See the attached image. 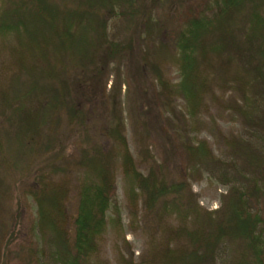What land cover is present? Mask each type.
<instances>
[{
	"label": "trees",
	"instance_id": "obj_1",
	"mask_svg": "<svg viewBox=\"0 0 264 264\" xmlns=\"http://www.w3.org/2000/svg\"><path fill=\"white\" fill-rule=\"evenodd\" d=\"M189 1L0 0V38L18 43L11 48L12 78L0 81V157L13 159L22 182L32 179L39 264H109L100 255L118 162L132 201L141 197L159 232L140 254L141 264H264V0ZM121 29L129 35L121 37ZM157 50L170 52L177 83L155 60ZM123 84L143 89L145 115L169 129L175 155L189 161L176 166V181L164 180L168 170L161 164L147 175L138 170L118 105L107 131L91 135L87 103H112ZM214 108L241 125L227 134L211 121L225 159L195 136ZM75 131L87 170L69 213V190L56 176ZM198 167L230 180L214 211L202 209L191 190Z\"/></svg>",
	"mask_w": 264,
	"mask_h": 264
},
{
	"label": "rangeland",
	"instance_id": "obj_2",
	"mask_svg": "<svg viewBox=\"0 0 264 264\" xmlns=\"http://www.w3.org/2000/svg\"><path fill=\"white\" fill-rule=\"evenodd\" d=\"M191 1L192 3L194 2V0ZM187 3L184 4V8H187ZM174 10L175 8L172 9V12ZM119 31L121 37L129 35L127 30L121 29ZM12 37L0 38V81L1 78L6 76V79L3 80L12 78V71L15 68L14 60L16 54L13 53L11 48H17L18 43ZM154 54L156 61L163 62V69L166 75L168 74V77L174 83H177L179 73L176 70V66L168 59L170 52L157 50ZM123 76H127V78L132 77L131 75ZM114 78L116 77L112 75L111 81ZM111 81L108 85L107 94L111 90ZM4 86L5 89L10 88L8 83H4ZM144 95L143 89H134L131 86V89L128 90L127 86L123 84L122 92L118 93V96L115 100H112V103H103L100 99L94 105L87 103L86 107L95 124L91 135L93 136V134L106 129V126L109 127V125L113 124L112 121L115 118L113 109L118 105V109L122 111L123 115L124 134L135 159L136 167L144 175H147L152 167L156 169L160 164L164 165L168 170L164 180L170 183L176 181V172L178 171L176 166L180 162L185 166L189 161L180 160L175 155V149L179 150L174 143L176 139H173V141L170 139L168 143L169 139L165 137L166 134H169V129H166V131L162 130L163 127H159L158 120L153 118L154 120L150 121L149 115H145L144 112L147 104ZM75 98L73 96V99ZM81 100L82 98L79 102ZM176 101V104L185 111L184 102L180 99ZM4 117L3 113L0 114V121ZM152 117H156L155 112H153ZM211 121H217L219 123L218 127H221L223 132L227 134L240 132L241 125L230 114L223 115L216 108L210 113L204 114V123L198 129L200 132L195 136L200 139H208L216 156L225 159L227 156L226 150L216 137L213 136ZM11 129L13 131V128ZM195 131L197 132V130ZM78 134L75 131L70 141L67 142L68 148L64 154V158L66 157V159L62 158L57 163V165L62 166V170L58 172L56 182L67 185L69 192H67L65 201L69 213L75 211L76 203L79 199L80 185L83 181L82 178L87 170L86 167L81 166L83 164L79 163L82 159L83 151L81 149V138L78 137ZM94 137L96 136L94 135ZM256 140L261 141L260 138H256ZM171 143L172 147H170ZM91 152L89 151V153ZM5 158H7L6 155H1L0 157V264H39L37 251L40 249V244H43L37 241L34 230L38 218V210L36 201L29 194L28 190V188L32 187V179L22 182L21 179L25 175H17L13 159L10 161L9 158ZM36 162L39 163V160ZM117 165L116 189L112 197L111 207L107 211V229L103 235L100 256L109 264H141L140 254L147 248L148 241L150 238H153V234L158 236L159 232L150 226V222L155 217L153 215L146 216V210L143 207L141 197L136 196L132 201L129 183L125 180L120 163L118 162ZM34 169L36 167H33V172H35ZM51 170L52 167L48 166L47 171ZM209 171L207 168L198 167L196 171L191 172L189 183L191 190L198 199V205L204 210L214 211L220 207L222 197L231 184L230 180L226 179V176L223 177V174L219 170L213 171L212 174ZM22 184H25V186ZM115 206L118 207L120 217L118 225H115L113 222L114 217L118 215L117 211H115ZM165 221L172 225L176 222V219L171 220L174 223H170L167 219ZM41 263H46L45 259Z\"/></svg>",
	"mask_w": 264,
	"mask_h": 264
}]
</instances>
